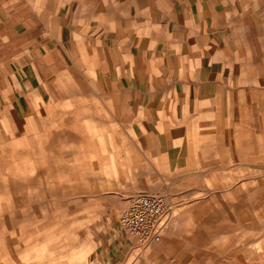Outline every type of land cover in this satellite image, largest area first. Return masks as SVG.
Instances as JSON below:
<instances>
[{
    "label": "rangeland",
    "instance_id": "rangeland-1",
    "mask_svg": "<svg viewBox=\"0 0 264 264\" xmlns=\"http://www.w3.org/2000/svg\"><path fill=\"white\" fill-rule=\"evenodd\" d=\"M65 84L0 116V264H264V78L175 167L91 79ZM140 193L171 206L150 245L119 224Z\"/></svg>",
    "mask_w": 264,
    "mask_h": 264
},
{
    "label": "crops",
    "instance_id": "crops-1",
    "mask_svg": "<svg viewBox=\"0 0 264 264\" xmlns=\"http://www.w3.org/2000/svg\"><path fill=\"white\" fill-rule=\"evenodd\" d=\"M262 63L264 0H0L1 117L91 79L172 167Z\"/></svg>",
    "mask_w": 264,
    "mask_h": 264
},
{
    "label": "built area",
    "instance_id": "built-area-1",
    "mask_svg": "<svg viewBox=\"0 0 264 264\" xmlns=\"http://www.w3.org/2000/svg\"><path fill=\"white\" fill-rule=\"evenodd\" d=\"M170 210L164 196L140 193L120 213L119 224L136 243L150 245L161 240L166 227L164 219Z\"/></svg>",
    "mask_w": 264,
    "mask_h": 264
},
{
    "label": "bare ground",
    "instance_id": "bare-ground-1",
    "mask_svg": "<svg viewBox=\"0 0 264 264\" xmlns=\"http://www.w3.org/2000/svg\"><path fill=\"white\" fill-rule=\"evenodd\" d=\"M159 242V241H158Z\"/></svg>",
    "mask_w": 264,
    "mask_h": 264
}]
</instances>
